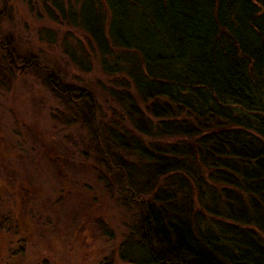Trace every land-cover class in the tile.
I'll return each mask as SVG.
<instances>
[{
	"label": "trees",
	"instance_id": "1",
	"mask_svg": "<svg viewBox=\"0 0 264 264\" xmlns=\"http://www.w3.org/2000/svg\"><path fill=\"white\" fill-rule=\"evenodd\" d=\"M51 2L113 79L103 92L119 111L100 114L90 89L5 35L0 87L29 71L67 112L53 117L85 127L72 143L94 152L99 179L133 213L119 259L264 264V0ZM64 50L91 69L90 53Z\"/></svg>",
	"mask_w": 264,
	"mask_h": 264
},
{
	"label": "rangeland",
	"instance_id": "2",
	"mask_svg": "<svg viewBox=\"0 0 264 264\" xmlns=\"http://www.w3.org/2000/svg\"><path fill=\"white\" fill-rule=\"evenodd\" d=\"M58 1L65 9L77 4ZM0 35L53 67L65 83L90 89L100 114L112 106L119 111L103 92L113 79L51 0H0ZM66 45L90 53L89 71L69 60ZM57 99L22 69L12 71L9 89L0 87V264H132L119 259L118 247L133 213L119 200L124 195L117 198L118 188L106 189L99 179L94 152L72 143L78 133L89 137L85 127H64L53 117L67 114Z\"/></svg>",
	"mask_w": 264,
	"mask_h": 264
}]
</instances>
